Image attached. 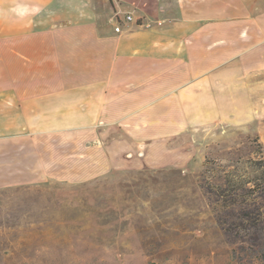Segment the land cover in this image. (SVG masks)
Instances as JSON below:
<instances>
[{
    "label": "crops",
    "instance_id": "obj_1",
    "mask_svg": "<svg viewBox=\"0 0 264 264\" xmlns=\"http://www.w3.org/2000/svg\"><path fill=\"white\" fill-rule=\"evenodd\" d=\"M211 131L264 146V0H0V190L184 169Z\"/></svg>",
    "mask_w": 264,
    "mask_h": 264
},
{
    "label": "rangeland",
    "instance_id": "obj_2",
    "mask_svg": "<svg viewBox=\"0 0 264 264\" xmlns=\"http://www.w3.org/2000/svg\"><path fill=\"white\" fill-rule=\"evenodd\" d=\"M211 132L184 169L0 190V264H264L229 241L245 232L226 215L221 227L204 188L255 179L263 195L264 146Z\"/></svg>",
    "mask_w": 264,
    "mask_h": 264
},
{
    "label": "trees",
    "instance_id": "obj_3",
    "mask_svg": "<svg viewBox=\"0 0 264 264\" xmlns=\"http://www.w3.org/2000/svg\"><path fill=\"white\" fill-rule=\"evenodd\" d=\"M225 182L227 184L213 182L204 185L212 205L215 206L218 223L222 227L226 215L230 224H235L245 232L234 239L232 235H228L229 241L235 244L240 237L241 241L247 242L253 249L255 257L264 260V194L259 193L255 179L240 187L235 180ZM224 206L223 212L221 208Z\"/></svg>",
    "mask_w": 264,
    "mask_h": 264
},
{
    "label": "built area",
    "instance_id": "obj_4",
    "mask_svg": "<svg viewBox=\"0 0 264 264\" xmlns=\"http://www.w3.org/2000/svg\"><path fill=\"white\" fill-rule=\"evenodd\" d=\"M120 18L121 17H119L118 14H115V17L112 19V23L113 24H117L116 27H115V31L117 33H121L122 32V26H121V23H120V21H121ZM123 20H124L125 23H128V24L134 23V24H136L138 26H142V27L147 28V29L148 28H152V26H153V24L150 21L147 22L145 20L144 14H142V13L139 14L136 11L127 13L124 16ZM158 24L161 25L162 23L159 21Z\"/></svg>",
    "mask_w": 264,
    "mask_h": 264
}]
</instances>
